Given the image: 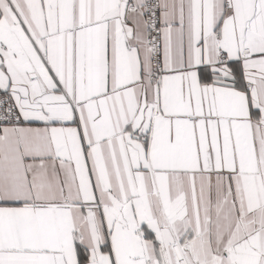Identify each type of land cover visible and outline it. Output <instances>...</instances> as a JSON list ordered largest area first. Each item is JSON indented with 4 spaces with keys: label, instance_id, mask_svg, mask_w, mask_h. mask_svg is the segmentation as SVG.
<instances>
[{
    "label": "snow or ice",
    "instance_id": "6c2138e0",
    "mask_svg": "<svg viewBox=\"0 0 264 264\" xmlns=\"http://www.w3.org/2000/svg\"><path fill=\"white\" fill-rule=\"evenodd\" d=\"M0 264H264V0H0Z\"/></svg>",
    "mask_w": 264,
    "mask_h": 264
}]
</instances>
